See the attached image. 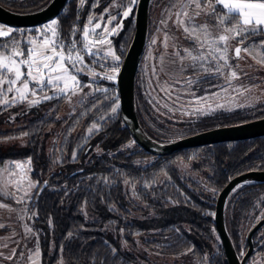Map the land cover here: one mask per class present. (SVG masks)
Masks as SVG:
<instances>
[{"label": "trees", "instance_id": "1", "mask_svg": "<svg viewBox=\"0 0 264 264\" xmlns=\"http://www.w3.org/2000/svg\"><path fill=\"white\" fill-rule=\"evenodd\" d=\"M2 1L11 10L32 12L51 0ZM109 1L87 0L81 8L79 0H69L57 18L61 34L68 35L75 25L78 36H82L80 30L87 26L89 17L102 13ZM134 14L133 9L112 37L120 56L119 68L135 34ZM23 29L25 32L29 27ZM152 29L153 24L148 41ZM25 36L19 38L13 31V38L21 42ZM85 60H89L87 55ZM107 63L114 64L110 60ZM90 66L99 73L98 78L91 81L86 71L80 78L93 82L95 89H107L106 93H93L100 97L93 102L96 108L88 103V97L63 119L59 118L63 99L28 109L17 103L11 105L13 117L0 115V165L8 159L29 157L38 181L28 214L38 234L43 264H56L60 259L66 264H163L150 259L148 250L165 257L192 251L205 264H228L215 223L217 197L234 176L264 169V136L188 148L167 156L151 154L134 140L120 109L111 112L120 99L117 81L101 78L109 69ZM192 73H197L194 88L200 93L223 84L222 76L199 80L205 73ZM140 75L141 64L135 89L138 115L146 131L159 141L264 116V104H257L167 125L154 115L151 102L141 91ZM105 95L108 100H104ZM4 124L10 127H2ZM93 124L99 127L89 133ZM4 142H10L6 149ZM162 174L168 179L155 183ZM47 177L50 182L32 209ZM126 182L137 184L136 196ZM262 216L263 182L242 185L231 194L226 223L238 252L248 249L247 233ZM263 229L254 235L255 250L249 263L256 253L264 252Z\"/></svg>", "mask_w": 264, "mask_h": 264}, {"label": "snow or ice", "instance_id": "2", "mask_svg": "<svg viewBox=\"0 0 264 264\" xmlns=\"http://www.w3.org/2000/svg\"><path fill=\"white\" fill-rule=\"evenodd\" d=\"M136 2L137 0H130L129 6H124L122 14L119 15L123 18L129 17L133 13L130 5ZM84 4L85 0H79L81 8ZM172 8L177 9L175 13H172ZM165 13L167 19L175 15V23L182 26L185 39L190 42V46L182 50L183 54L181 51H175L172 55L179 58L182 68H192L196 72L205 73V76L200 77L199 80L218 78L224 76L226 71L229 86L233 79H239L237 71L229 62L231 41H236L234 47L236 59L242 58L241 52H244L254 58L258 56L257 62L264 63V0H174L162 14ZM201 15L208 18L203 24L197 22ZM78 19L77 16V21ZM92 19L89 17V24L92 23ZM167 19L160 22L165 27H167ZM114 20L116 17L111 16L108 23L111 24ZM121 27L122 21L112 28L105 26L101 31H97L101 29V24L96 23L91 29L87 26L83 27L80 30L82 36H78L76 26L73 25L70 33L63 35L58 20L52 19L41 29L33 30L36 33L34 37L21 42L13 38L14 30L11 27L0 25V103L11 106L27 102L29 106H34L44 101L59 99H67L71 103L72 97L80 95L81 99L78 103L83 105L85 99L90 96L88 103L92 108H96L97 105L93 102L100 97L84 93L83 89L91 88V84L82 83L79 77L88 70V64H93L102 70L106 67L109 69L101 77L102 79L108 81L116 79L119 73L120 56L112 50L111 40L108 37L115 35ZM169 39L173 40L174 48L179 47L175 43V37H169L167 32L163 41L165 47ZM155 42V40L152 41V43ZM85 54L89 57L87 63ZM109 57L115 62L114 64L107 63ZM185 59L189 61L187 65L183 64ZM98 76L99 73L93 71L92 79ZM193 82L191 79L187 81L189 85ZM222 90L227 92L226 88ZM250 90L233 89L238 95H243L245 91ZM94 91L106 93L107 89ZM9 94H12L11 99ZM191 94L195 95V93ZM212 95H218V93ZM207 98L200 97L198 102ZM108 99L109 97L105 95L104 100ZM239 106L243 107V105ZM118 107L119 104L112 106L111 112L115 113ZM216 108L222 109L225 105L217 104ZM208 110L215 109L209 105ZM197 111H204V109L198 108ZM96 128L97 125L93 124L88 129L89 133ZM15 168L23 169L24 165L15 162ZM5 172L11 173V169H5ZM7 186L8 184L5 185ZM15 186L18 191L21 190L18 183ZM35 186L29 183L30 188ZM2 191L3 189H0V192ZM4 194L12 195L8 192ZM28 198L29 193L24 191V194L16 199V203H24ZM0 207L8 206L0 204ZM26 231L30 232L31 229L26 228ZM36 254L39 255L38 252ZM15 255L13 250L4 259H12ZM0 256H3V253H0Z\"/></svg>", "mask_w": 264, "mask_h": 264}, {"label": "rangeland", "instance_id": "3", "mask_svg": "<svg viewBox=\"0 0 264 264\" xmlns=\"http://www.w3.org/2000/svg\"><path fill=\"white\" fill-rule=\"evenodd\" d=\"M153 1V29L152 35L146 45L141 63L140 88L141 91L147 96V99L151 102L154 115L160 122L167 125H175V123H172V121H187L200 115L210 114L218 110H233L240 107L239 105H243L244 107L264 104V63L257 62L259 58L258 56L254 58L253 56H249L244 52H241L242 58L236 59L234 57V47L236 46V41L230 42L232 49H230L231 59L229 62L237 71L239 79H233L231 81V86H229L227 82L226 71L225 75L222 76L224 81L223 85L219 87L217 86L212 90H205L203 93H200L194 89L193 83L189 85L187 81L189 79L194 81L193 78L197 73H192V71H194L192 68H182L181 61L179 58L173 56L172 53L175 51H181V54H183L182 50L184 48H188L190 46V42L185 39L182 26H178L175 23V15L173 14L171 19H167V14H162L164 13V10L174 2V0ZM120 2L121 0H115L113 2L110 10L111 15H108L106 18H109V16L112 15L114 16V11L117 9ZM128 3H130V1ZM130 6L133 8V4ZM176 10V8L171 9L172 13H175ZM96 17L97 15L93 16L92 23H88L87 27H89V29L94 28L96 23L101 24V19L99 17L97 19ZM163 19H167V27L160 23ZM206 19L208 18L201 15L197 22L203 24L205 23ZM114 22L115 20L112 21L111 24L104 23L101 26V29H97V31H101L105 26L112 28L117 24ZM47 23L36 27H29V30L25 32L23 29L24 27L17 29L16 27H12L3 23H0V25L11 27L14 31L19 30L17 31L19 38L26 35L24 38V41H26L27 39L36 35L33 30H39ZM158 29L161 30L158 31ZM165 32H167L169 37H175V43L179 46L178 48L173 47L172 39L168 40L167 47H165L163 43L165 39ZM111 37L112 35L108 38L111 40ZM153 40L156 42L152 43ZM111 47L115 52L112 45V40ZM257 52H259V49H257ZM161 57H163V59H161ZM109 60L111 61L110 57L108 61ZM188 63L189 61L187 59L183 61L184 65H187ZM93 71L94 70H92L90 64H88V70L86 73H88L91 81H93ZM94 72L98 73L97 71ZM198 73L203 72L201 71ZM117 77L118 74L115 81H117ZM79 79L81 78L79 77ZM81 82L91 84V88L85 87L83 89L84 93L93 94L95 92L94 90L96 89L93 82H84L82 79ZM225 88L227 89V92L222 90ZM234 88L241 90H251L245 91L243 95H238L236 91H233ZM191 93H195V95H192ZM214 93H218V95H212ZM11 97L12 94H9V99H11ZM200 97L208 98L198 102V98ZM80 99V95L72 97L71 103H69L67 99H63V105L59 114V118L63 119L73 114L75 109L80 104L78 103ZM60 100L61 99L58 101ZM118 104L119 107L117 108V111L120 109V103ZM217 104H223L225 105V108L218 109L216 108ZM20 105V107H24L25 109L31 107L27 102H22ZM209 105L215 110H208ZM198 108L204 109V111H197ZM13 114L14 111H12L11 106H4L2 103H0V115L10 118L11 116L13 117ZM15 125L16 124H12L11 126ZM2 127L8 128L10 126L4 124ZM98 127L99 126H97V128ZM60 131L61 130L57 131L54 135L53 144L56 143ZM12 142L14 141L12 140ZM9 143L10 142L2 143L3 148L6 149ZM15 162L23 164L24 168H15ZM181 167L185 170L188 169V167H184V165ZM9 168L11 169V173L5 172V169ZM167 179L168 177L165 174H162L157 178L155 183L162 184ZM17 183L20 185L21 190L19 191L15 186ZM29 183L35 184L36 186L30 188ZM6 184H8L7 187H5ZM126 184L130 188L133 196H136L137 184H131L129 182H126ZM37 187L38 181L33 176V165L31 158L23 157L8 159L0 165V189H3V191L0 192V204L8 206L0 207V225H3V227H0V240H6H3L5 242L0 243V247H5L7 244L4 252L8 254V248L13 247L12 250H15L16 253L15 257L12 259H4V257H6L5 255L0 256V264H34V262L35 264H43L42 248L38 234L34 230L32 226L33 220L30 219V215L28 214L29 204L33 200ZM24 191L29 193V198L26 199L24 203H16V199L22 196ZM5 192L12 193V195L7 196L4 194ZM259 219L260 218H258V220ZM26 228L31 229V231H26ZM261 234L264 235V229ZM148 251L150 252V259L163 264H205L203 259L199 256H195L192 251H189L183 255L169 257L155 254V252L152 250ZM37 252L39 255L36 254ZM56 264L66 263L63 259H60ZM249 264H264V252L256 253L252 257Z\"/></svg>", "mask_w": 264, "mask_h": 264}, {"label": "water", "instance_id": "4", "mask_svg": "<svg viewBox=\"0 0 264 264\" xmlns=\"http://www.w3.org/2000/svg\"><path fill=\"white\" fill-rule=\"evenodd\" d=\"M151 2L152 0H139L135 34L117 77L121 115L134 140L151 154L167 156L188 148L264 136V116L206 129L171 141H159L146 131L138 115L135 89L136 75L148 43ZM67 3L68 0H51L44 8L32 12L14 11L0 3V23L16 28L40 26L59 17ZM49 182L50 177L42 182L32 209ZM253 182L264 183V169H251L234 176L217 197L215 223L228 264H249L255 250L254 235L264 226L262 217L247 233L248 249L243 248L238 252L227 227L226 207L229 197L237 188Z\"/></svg>", "mask_w": 264, "mask_h": 264}, {"label": "flooded vegetation", "instance_id": "5", "mask_svg": "<svg viewBox=\"0 0 264 264\" xmlns=\"http://www.w3.org/2000/svg\"><path fill=\"white\" fill-rule=\"evenodd\" d=\"M69 1V0H68ZM115 0H110L109 2H108V4L105 6V9L103 10V12L102 13H100V14H93V16H95V15H97V19H98V17L101 19V26L105 23V24H107L108 23V21L110 20V18H111V16H109V18H106L108 15H109V13H110V10H111V5L113 4V2H114ZM130 0H121V2H120V4L118 5V7H117V9L114 11V16L116 17V20H115V24L117 23V24H120L121 23V21H122V26H123V23H124V20L126 19V18H123L122 17V15H119V14H122V12H123V10H124V6H128L129 5V2ZM85 2H87V0H85ZM138 3H139V0H137V2L135 3V4H133V9H134V12H135V14H134V20H135V28H136V17H137V8H138ZM154 4V1L152 0V2H151V6H150V14H149V26L151 25V24H153V5ZM122 5V6H121ZM92 16V17H93ZM113 16V15H112ZM58 18V17H57ZM89 23V22H88ZM116 24V25H117ZM88 25V24H87ZM122 28V27H121ZM121 28H119V30L117 31V33L121 30ZM116 33V34H117ZM115 34V35H116ZM151 35H152V32H151ZM151 35H150V37H151ZM114 35H112V37H113ZM112 37H111V40H112ZM150 39V38H149ZM126 56V55H125ZM125 59V58H124ZM124 59H123V61H124ZM123 63V62H122ZM122 66V65H121ZM121 66H120V68H121ZM203 74V73H202ZM194 79V78H193ZM195 82H193V84H194ZM223 84H224V81H223ZM222 84V85H223ZM193 87H194V85H193ZM219 87V86H218ZM195 89V88H194ZM211 114V113H210ZM206 115V114H205ZM200 116H202V115H200ZM191 120V119H190ZM262 217H264V216H262ZM262 217H260V219L262 218Z\"/></svg>", "mask_w": 264, "mask_h": 264}, {"label": "crops", "instance_id": "6", "mask_svg": "<svg viewBox=\"0 0 264 264\" xmlns=\"http://www.w3.org/2000/svg\"><path fill=\"white\" fill-rule=\"evenodd\" d=\"M3 240H5V239H3ZM3 240H2V241L0 240V243L6 241V240H5V241H3ZM0 245H1V244H0ZM6 246H7V244H6ZM5 248H6V247H0V253H3V255H5V256H9V255L12 253V251H13V250H12L13 247H9V248H8V251H9L10 254H9V253L7 254L6 252H4ZM14 248H16V247H14Z\"/></svg>", "mask_w": 264, "mask_h": 264}]
</instances>
